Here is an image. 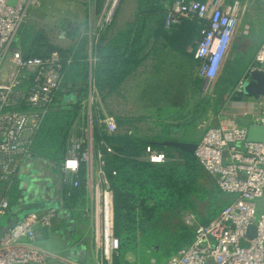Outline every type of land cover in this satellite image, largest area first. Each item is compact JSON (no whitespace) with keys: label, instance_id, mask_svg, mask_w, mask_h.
<instances>
[{"label":"built area","instance_id":"1","mask_svg":"<svg viewBox=\"0 0 264 264\" xmlns=\"http://www.w3.org/2000/svg\"><path fill=\"white\" fill-rule=\"evenodd\" d=\"M33 1L0 0V185L5 190L10 188L24 156L29 153L62 80L63 62L58 52L26 60L21 59L19 51L9 52ZM117 1L109 0L107 20ZM166 7L167 29L191 17L206 22L193 53L200 61L197 76L203 80L202 92L212 89L237 28V3L225 6L223 0L205 3L181 0ZM5 66L8 72L2 79ZM253 71L264 72V41L248 75ZM245 81L236 88L239 92ZM261 99L263 110L255 121L242 127L232 121L224 122L207 129L197 142L194 155L198 163L232 201L205 225L194 226V217L185 216V224L194 226L193 241L162 264H264V141L247 140V127L251 124L260 125L264 132V97ZM104 123L108 132H115L112 117H107ZM144 157L151 164L165 162L164 153L150 147L146 148ZM81 166L85 171L84 212L94 228L99 264H114L119 241L114 235L113 192L103 171V157L94 151L90 125L68 146L61 165L62 175L74 187L78 185L74 178ZM9 207L8 200L1 198L0 217L6 215ZM54 216V211L28 213L4 229L0 237V264H41L43 255L32 243L38 229L51 228ZM250 226L255 228L252 238L247 235ZM240 241L248 245L241 248Z\"/></svg>","mask_w":264,"mask_h":264},{"label":"rangeland","instance_id":"2","mask_svg":"<svg viewBox=\"0 0 264 264\" xmlns=\"http://www.w3.org/2000/svg\"><path fill=\"white\" fill-rule=\"evenodd\" d=\"M108 2L109 0H34L27 8L25 21L13 38L9 52L19 51L16 40L25 38L32 41L30 55H44L52 51L60 52L65 57L72 56L79 49L80 53L86 56L89 64L93 65L96 61L95 47L99 41L101 42L100 39L102 38V42L106 44L116 37L118 31L131 27L135 21L134 12L137 8V0H118L107 20L106 14L110 7ZM249 6L250 4H246L245 7L243 5L242 10L238 12L235 34L230 42L219 75L213 83L216 89L217 80L222 76L227 66L237 34L247 30L245 27L248 24L246 18L248 12L246 13V10ZM251 11L257 12L260 20L259 26L264 31V6L263 8L253 7ZM109 27L108 35L103 36ZM152 47L149 50H152L153 53L147 52L143 61H151L152 67H143L141 70L143 75L148 76L136 84L134 79L130 80L132 77L130 76L119 91L120 95H98L89 75L88 95H85L79 104L76 120L68 133L67 148L73 140L80 138L84 129L90 125L93 133L94 151L101 154L98 148L101 142L97 144V141L102 136H110L118 131V126L115 132L110 133L106 130L104 120L107 117H112L115 123L116 118L134 119L131 128L136 129V133L141 135L155 136L168 132V137L172 141L196 144L205 131L211 127H216L227 121H232L240 127L246 126L255 121L262 112L261 98L258 100L248 99L240 94L227 96L224 105L220 109H216L217 95L209 94L212 89L202 92V95L192 92L187 73L190 67L187 58L173 54L163 42L155 44L156 52ZM189 52H191V48L188 47L186 54L188 55ZM249 59L251 58L249 57ZM251 64L252 61L244 68L236 88L241 82L249 79L248 72ZM197 68L195 67V72ZM7 72L8 67L5 66L1 74L2 79L6 77ZM76 83H69L66 86L72 89L75 87L76 90L83 88L84 85L81 82ZM129 134H133V130H129ZM180 151L178 149H162L165 162L155 167L156 176H153L155 179L152 180L151 185H158L161 182L158 181L161 173L157 168L166 170L174 166L185 167L186 162ZM138 161L145 162L147 160L142 155ZM203 172L199 166L196 173H193L194 185L202 191L210 190L212 186L208 183ZM12 188L18 189V199L11 204L8 215L0 217V237L4 229L28 213L44 214L54 211V217L57 219L63 218L64 215L69 217V213L63 208L62 180L53 172L51 165L41 162L30 154L24 156L10 188L5 190V186H0V199L8 200L6 194ZM158 194L159 191L147 194L141 192L145 203L150 206L154 204L152 199L158 197ZM230 200L229 196H225L222 199L223 205L228 204ZM219 205L218 201L217 207ZM134 213L133 223L129 229L123 230L122 248L116 258L118 264H162L182 249L172 253V241H169L172 234L169 237L166 235L162 239H157L160 246L148 248V242L152 240L143 238L144 233L141 232L140 225L142 213L139 210ZM184 215L182 216L183 225L185 224ZM206 215L208 214L204 213V216H200L206 217ZM193 217V225H200L198 217L196 215ZM194 226H189V229H194ZM51 229L52 227L49 230ZM57 230L55 231L59 235L70 240L64 234L73 233L74 225L69 219L64 222V231ZM76 237L81 239L80 245L71 249V253H67V260L76 264H99L100 253L95 242L93 225L88 221L87 227H77L74 238L77 239ZM247 245L244 241L239 242L241 248ZM63 247L64 245L58 242L46 244L44 249H40L43 255L41 264H72L63 260L62 256L60 257V252L65 253ZM113 262L117 264L115 259Z\"/></svg>","mask_w":264,"mask_h":264},{"label":"trees","instance_id":"3","mask_svg":"<svg viewBox=\"0 0 264 264\" xmlns=\"http://www.w3.org/2000/svg\"><path fill=\"white\" fill-rule=\"evenodd\" d=\"M176 1L181 0H137L133 25L118 31L116 37L106 44L101 38L102 43L99 41L95 47L96 61L93 65L89 64L86 56L82 55L79 49L72 56L64 57L59 52L63 62L61 84L54 93L52 105L44 115L28 154L51 165L53 172L60 177L63 208L75 217L79 228L87 227L89 221L84 214L86 204L84 166H81L77 178H74V181L78 183L74 187L70 180L63 181L61 165L66 157L70 127L76 120L80 102L85 95H88L89 75L98 95H120L119 91L125 81L144 63L146 53H153L149 50L151 46L155 50V44L163 42L173 54L187 58L191 69L189 80L192 92L202 95L203 80L197 76L198 68L196 72L194 70L195 67H199L200 61L195 59L193 51L202 36L206 22L197 17H191L167 29L165 26L166 6ZM182 1L205 3L208 0ZM235 1L223 0V4L232 6ZM108 29L110 27L103 36L108 35ZM17 42L22 60L43 58L52 53L51 51L44 55H30L32 41L20 38L16 40ZM236 45L237 43H234L232 46L227 66L217 80V89L213 86L210 93V95H217L216 109L224 105L227 96L233 95L244 68L251 61L246 54L237 51ZM188 47L192 51L187 55ZM76 82H81L84 85L83 88L74 90L66 86ZM133 122L132 118H116L118 131L110 136H102L97 141V144L101 142L98 148L103 156V171L113 192L114 235L119 241V249L113 260L115 259L117 264L116 258L122 248L123 230L129 229L133 223L134 211L139 210L142 213L140 225L141 232L144 233L143 238L152 240L151 242L142 240L149 243L148 248L160 246L157 239H162L166 235L169 237L172 234L169 241H172L171 249L172 253H175L189 246L194 237V230H190L186 224L183 225L182 216L184 214V218L187 215H196L199 224L205 225L232 201L229 196L231 200L223 205L222 199L227 195L218 189L216 180L204 171L195 155L182 151L180 152L186 162L185 167L174 166L166 170L157 168L161 173L158 181L161 182L158 185H151L152 180L155 179L153 176H156L155 167L159 164L138 161V158L145 154L147 147L160 152L162 149H175L161 145L172 141L168 137V132L155 136L141 135L136 133V129L131 128ZM129 130H133V134H129ZM198 165L204 171L212 189L202 191L195 187L193 173L199 169ZM17 188L15 190L12 188L6 194L10 205L18 199ZM153 191H159V196L152 199L154 204L150 206L145 203L141 192L147 194ZM218 201L220 205L217 207ZM204 213L208 215L201 217Z\"/></svg>","mask_w":264,"mask_h":264},{"label":"crops","instance_id":"4","mask_svg":"<svg viewBox=\"0 0 264 264\" xmlns=\"http://www.w3.org/2000/svg\"><path fill=\"white\" fill-rule=\"evenodd\" d=\"M235 3H237L238 12L240 10H242L243 5L245 7L246 4H250V6L247 7V10H246V13L248 12L247 15H246L248 24L246 25L245 28L247 30H243V31H241V32H239L237 34L235 43H237V45H236L237 46V51L242 53V54H246L248 57L251 58V61H253V58H254L256 52L258 51V49L260 48L261 44L264 41V31L261 30V28H260L261 26H259V21L260 20H259V18L257 16V12L256 11H251V10H252L253 7H261V8H263L264 0H236L233 3V5ZM146 62L150 63V64H147ZM146 62L141 64L139 66V68L133 73L132 77L130 78V80L131 79L135 80V84L140 82L142 78H146L148 76V75L147 76L143 75L141 73V70H142L143 67H148V68L152 67L151 61L150 62L146 61ZM190 70L191 69L189 67L188 72H187L188 73V78H190ZM76 84H78V83H76ZM74 90H75V87H74ZM233 94L234 95H238V94L243 95L242 91L238 93V90L236 88H235ZM244 98H248V97L244 96ZM250 99H252V98H250ZM260 100H262V99H260ZM63 181H65V182L68 181L67 179H65L64 175H63ZM0 186L4 187V185H0ZM67 189L68 188L66 187V190ZM67 194L68 193H66V195ZM9 209H10V207H9ZM8 211H7L6 215H8ZM65 211L69 213V217H67L65 215L61 219L60 218L57 219L56 217H54L53 218L54 222L52 220V226H51L52 229L51 230H43L41 228L38 229L36 239H35V241H33L32 244H33V246H35L36 248H38L40 250V249H44L46 247V244H48V243L49 244H53L55 242L61 243V244L64 245L63 248H65V253L62 254V252H60L59 255H60V257L61 256L63 257V260L68 261L67 258H66L67 253H71V249H73L75 246H79L80 242H81V239H78L79 237L78 238L76 237L77 239L74 238L75 237V233H76V229H77V222L75 220V217L68 210L65 209ZM6 215H5V217H6ZM69 219L74 225V232L70 233V234L69 233L68 234H66V233L64 234L66 237L70 238V240H67V239L63 238L64 236L59 235L56 231H58L57 229H62L64 231V222L68 221ZM7 226H8V224H7ZM60 259H62V258H60ZM68 262H70V261H68ZM70 263H72V262H70ZM72 264H76V263H72Z\"/></svg>","mask_w":264,"mask_h":264},{"label":"water","instance_id":"5","mask_svg":"<svg viewBox=\"0 0 264 264\" xmlns=\"http://www.w3.org/2000/svg\"><path fill=\"white\" fill-rule=\"evenodd\" d=\"M13 0H9L12 3ZM242 94L248 98L258 100L264 97V72L253 71L249 75V79L242 85ZM247 140L250 142H263L264 132L263 128L257 124H251L247 127ZM164 147H172L181 151H184L190 155H194L196 144L182 143L178 141L164 142L161 144ZM255 228L250 226L247 230L249 237L254 236Z\"/></svg>","mask_w":264,"mask_h":264}]
</instances>
